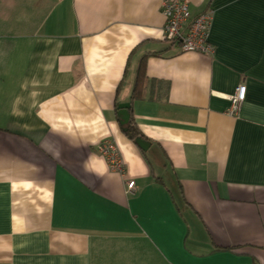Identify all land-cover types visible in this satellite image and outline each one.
Instances as JSON below:
<instances>
[{"label":"crops","instance_id":"obj_1","mask_svg":"<svg viewBox=\"0 0 264 264\" xmlns=\"http://www.w3.org/2000/svg\"><path fill=\"white\" fill-rule=\"evenodd\" d=\"M189 6L214 53L165 40L162 0H0V264H264V0Z\"/></svg>","mask_w":264,"mask_h":264},{"label":"built area","instance_id":"obj_2","mask_svg":"<svg viewBox=\"0 0 264 264\" xmlns=\"http://www.w3.org/2000/svg\"><path fill=\"white\" fill-rule=\"evenodd\" d=\"M162 12L165 17L163 31L166 41L179 45L183 51L214 53L215 47L209 41L211 11L206 10L191 17L189 0H162ZM246 95V84H240L231 96V103L227 109L229 115L239 116ZM98 152L105 158L111 170L126 174L127 165L115 140L105 138L100 141ZM126 186L128 192H133L136 187L135 180L129 179Z\"/></svg>","mask_w":264,"mask_h":264},{"label":"trees","instance_id":"obj_3","mask_svg":"<svg viewBox=\"0 0 264 264\" xmlns=\"http://www.w3.org/2000/svg\"><path fill=\"white\" fill-rule=\"evenodd\" d=\"M171 45H175V43H171ZM145 84H146V72H145V57H144L141 60V64L139 66L136 84H135V90L133 93V99L140 98L143 95V89H144ZM126 127H127L126 134L131 139L135 140L137 136H140V135L143 136L141 132L139 131L138 127L136 126L133 115L131 116V119L128 125H126Z\"/></svg>","mask_w":264,"mask_h":264},{"label":"water","instance_id":"obj_4","mask_svg":"<svg viewBox=\"0 0 264 264\" xmlns=\"http://www.w3.org/2000/svg\"><path fill=\"white\" fill-rule=\"evenodd\" d=\"M118 118L120 120V123L122 125H128L130 119H131V103L124 102L120 103L118 105V111H117ZM125 130H127V127H125ZM135 142L139 145V147L143 150H147L150 146V141L146 140L143 136H137L135 138Z\"/></svg>","mask_w":264,"mask_h":264},{"label":"rangeland","instance_id":"obj_5","mask_svg":"<svg viewBox=\"0 0 264 264\" xmlns=\"http://www.w3.org/2000/svg\"><path fill=\"white\" fill-rule=\"evenodd\" d=\"M168 42V41H167Z\"/></svg>","mask_w":264,"mask_h":264}]
</instances>
